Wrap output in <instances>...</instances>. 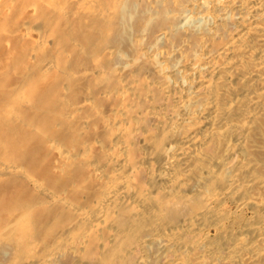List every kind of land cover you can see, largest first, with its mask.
Returning a JSON list of instances; mask_svg holds the SVG:
<instances>
[{"label": "bare ground", "instance_id": "obj_1", "mask_svg": "<svg viewBox=\"0 0 264 264\" xmlns=\"http://www.w3.org/2000/svg\"><path fill=\"white\" fill-rule=\"evenodd\" d=\"M44 1L46 0H28V4L35 14L44 9L60 15L59 17L63 15L65 21H83L87 26V38L95 34V21L104 26L103 31L107 34L97 54H106L103 64L93 62L76 70H60L55 66L53 70L65 81L66 78L72 81H101L98 87L84 90L82 99L73 104L76 107L63 104L67 108H64L61 115L62 120L71 119L69 112L77 108L83 113L82 117L75 120L77 124L96 125L104 132L110 131V125L113 124L115 133L109 139H103L104 148L111 154L101 162L94 154L92 142L89 140H82L75 152L62 143L64 147L58 137L59 141L52 140L54 148L62 156L64 166H70L69 162L78 160L92 174L101 178L103 184H110L109 187L100 184L92 186L91 190L96 193L93 203L99 210L98 214L70 202L65 195L56 197L44 191L41 182L33 179L34 177H28L19 165H0V179L5 176L27 179V183L41 197L39 206H60L74 214L72 223L47 244L33 240L34 246L30 245L36 262L53 264L59 253L70 251L78 254L81 242L94 235L92 232L89 235L90 231L109 213L108 208L119 199L128 200L134 196V191L127 186L131 181L130 174L137 167L144 169L147 161H151L150 172L153 178L159 179L157 189L163 192L164 197L166 195V198H170L176 193L172 190L180 191L181 194L187 192L185 183L193 171L194 157L202 149L212 145L213 139L220 141L223 132L231 133L227 136L228 145L234 146L215 157L211 169L207 166L211 170L210 175L216 171L222 176L231 175L223 186H226L230 195L238 202V210L257 206L260 213L264 212V198L252 191L256 187L264 190V179H258L254 174L244 178V171L236 169L238 158L247 153L241 136L251 128L252 116L244 113L241 117H231L216 125V111L208 102L211 98L212 104L213 96L220 99L225 95L220 86L221 82L228 87V75L231 72L237 73V69L247 61H257V69L262 72L261 75H238L233 81L261 85L264 79V61H258L256 56L258 50L264 48V0H107L108 7L94 0H86V4L82 0H48L47 4ZM15 2L16 0H10L9 5ZM45 22L40 23L30 16L26 20V29L39 32L41 40L45 37ZM71 44L86 58L93 57L94 51L87 49L85 40L73 39ZM113 58L119 59V62L114 63L111 61ZM112 69L115 70V75L111 74ZM100 99L107 101L104 109H97L94 105ZM248 104L253 108L252 97ZM134 121L143 128H151L152 125L162 128L160 132L166 140L163 144L165 146L152 153V159L138 160L140 162L135 167L126 155L131 145L127 127ZM172 126L178 128H174L172 132ZM153 136L152 131L147 139ZM146 143L148 142L144 141L142 145ZM208 161L210 163V159ZM110 164H119L121 169L116 173ZM119 181L123 185H118ZM170 184H174L173 187ZM71 186L67 188L68 191H75ZM259 194L261 195L260 192ZM153 201L152 196L138 197L134 206L144 211ZM202 213L201 217L198 215L200 212L197 213L191 221L182 222L184 218L189 219L190 215L187 213L188 217L166 223L167 227L163 224L155 225L136 233L134 247L137 254L145 264H264V213L259 216L257 212L256 219L239 231L236 228V231L233 229L235 232L231 231L228 224L227 233L223 232L221 221L217 218H204L205 214L202 216ZM24 221L26 220L20 223L22 227L26 226L27 222ZM13 224L15 226L17 223ZM12 226H7L0 232V243H9L5 236L10 234L8 228H13ZM210 229L220 232L217 242H213L215 237H209L207 232ZM186 234L188 239L184 240L182 236ZM67 237L70 242L65 243ZM114 237L113 231L106 233L102 246L106 247ZM77 261L88 264V259L84 257L79 256Z\"/></svg>", "mask_w": 264, "mask_h": 264}, {"label": "rangeland", "instance_id": "obj_2", "mask_svg": "<svg viewBox=\"0 0 264 264\" xmlns=\"http://www.w3.org/2000/svg\"><path fill=\"white\" fill-rule=\"evenodd\" d=\"M9 1L0 0V165H19L25 170L28 177H34L33 179L41 182L44 191L52 193L56 197L65 195L70 202L98 214L99 210L93 203L96 193L91 190L92 186L100 184L109 187L110 184H103L101 178L92 174L78 160L69 162L70 166H64L62 156L54 148L52 140L58 137L60 143L68 145L67 147L72 152L78 149L82 140H89L92 142L94 154L100 162L104 161L108 154H111L104 148L103 139L106 137L109 139L115 133L113 124L110 125L108 132L100 130L96 125L77 124L75 120L81 114L83 116V113L77 108L69 112L71 119L65 121L61 117L67 105L77 103L82 99L85 89L98 87L101 81L98 79L82 81L68 79L70 81L68 82L66 78L69 86L64 78L53 70V67L56 66L60 70H76L83 66H89L93 62L102 63L106 54L104 52H100L104 56L97 54H99V47L107 33L103 31L104 26L95 21L93 24L95 34L87 38L85 35L87 26L83 21H65L63 15L59 17L60 15L52 14L44 9L35 14L31 10L28 0H16V4L13 5H9ZM82 1L86 4L88 0ZM94 1L105 7L109 5L107 0ZM44 2L47 4L48 0ZM63 6L65 7V5ZM30 16L40 23L46 21L43 25L45 37L41 40L39 32L26 29V20ZM73 39L85 40L87 49L94 51L92 57L94 61L92 58H86L82 52L74 48L71 44ZM39 42H41V46H39ZM101 56L103 57L101 58ZM256 59L264 61V48L258 50ZM111 61L118 63L119 59L113 58ZM46 62H48L47 66ZM257 63V61H247L237 69V73L231 72L228 75L230 80L228 87L223 82L220 85L225 95L220 99L213 96L212 104L211 98L208 102L216 111V125L231 117H241L244 113L252 116L251 128L241 136V142L245 144V148H243L247 153H243L244 156L238 158L236 169L244 171L242 173L244 178L254 174L259 177L258 179H264V79L261 85L260 83L256 84L258 86L251 83L239 84L236 80L233 81V78L238 75L260 76L262 72L257 69ZM112 73L116 74L114 69H112ZM251 97L254 99L253 108L248 104ZM63 104L66 106L64 107ZM94 105L97 109H104L107 101L100 99L95 101ZM76 106L73 105V107ZM170 122L168 121V123ZM128 126V140L130 137L131 145L126 155L134 167L140 162L138 160L152 159V153L165 146L163 145L166 141L165 137L160 132L162 128L153 127V125L151 128H143L136 121ZM174 128L178 127L172 126L170 131L173 132ZM150 129L154 132V136L148 140L147 136L152 133ZM230 134L223 132L221 136L223 141L213 139L212 145H208L194 157L192 175L188 176L186 179L188 181H185V184L186 188H192L195 184L197 187H193L192 190L187 188L189 192H184L183 195L180 191L171 189L176 193L172 194L170 198H166V195L163 196V192L157 189L159 179L153 178L150 172L152 170L151 161H147L144 169L137 167L130 174L131 181L128 180L129 183L126 181L129 189L134 191V196L132 195L128 200L119 199L108 208L109 213L102 217L100 224L90 231L89 235L91 232L94 234L90 236L92 238L88 237L81 242L78 254L70 251L59 253L53 264H87L78 263L79 256L88 259V264H145L134 247L136 233L155 225L163 224L167 227L170 222L179 219L181 221L189 215V219L184 218L182 222L191 221L193 216L199 212L198 215L201 217L202 209L205 214L202 213L204 218L210 217V220L217 218L221 221L224 233L229 232V229L234 231L236 228L239 231L247 227L256 219V215L260 216L264 212L260 213L257 206L238 210V205H236L238 202L230 195L226 186H223L231 175L222 176L217 171L211 172L210 175L214 158L222 154L225 149L234 146L228 145L229 137L227 138V136ZM211 135L213 136V134ZM144 141L148 143L142 145ZM117 165L119 166V164ZM109 166L116 173L121 169L116 164ZM201 173H205L204 176ZM5 177L0 179V232L7 226L11 227L14 222L18 224L19 221V224H16L17 227L13 224V228H8L10 234L8 233V237L5 236V238L9 243H0V264H39L36 262L31 245L34 246V242L47 244L48 241L60 235L63 229L72 223L74 214L60 206L50 208L39 206L41 197L27 183L26 178ZM120 182L118 185H123ZM70 185L73 186H71L72 189L76 190L68 191L67 188ZM170 185L173 187L174 184ZM191 185L193 186L191 187ZM256 188L252 191L258 193L257 196L263 199L264 190ZM212 191L215 193L213 194ZM148 196L154 198L150 207L146 206L144 211L139 210V207L135 208L134 204L138 197L148 198ZM224 200L225 202H223ZM138 211L141 213L139 214ZM212 215H214L213 218ZM24 219L26 220L24 223H27L22 227L20 223H23ZM10 224L11 226H9ZM213 230L210 229L207 233L212 239L216 238L213 239V242H217L221 235H219L220 232ZM112 231L116 238L114 237L106 247L102 246L104 235ZM187 237V234L182 236L184 240L188 239ZM67 242H70L69 237L65 240V243Z\"/></svg>", "mask_w": 264, "mask_h": 264}]
</instances>
